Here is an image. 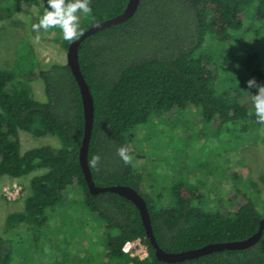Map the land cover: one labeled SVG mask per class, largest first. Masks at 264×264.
Listing matches in <instances>:
<instances>
[{
	"label": "trees",
	"instance_id": "16d2710c",
	"mask_svg": "<svg viewBox=\"0 0 264 264\" xmlns=\"http://www.w3.org/2000/svg\"><path fill=\"white\" fill-rule=\"evenodd\" d=\"M127 3L89 0L91 11L79 14L77 37L122 12ZM47 8V0H0V20H12L17 13L29 15L34 35L58 41L67 50L71 41L63 39L58 27L47 31L32 27ZM263 19L264 0H140L128 20L91 34L79 46L81 70L95 105L88 152L93 179L99 185L137 189L147 201L155 237L167 251L244 239L264 218L258 207L263 205V187L252 176L242 180L232 159L227 195L206 189L207 184L217 185L214 172L209 175L212 180L200 184L182 177L163 184L153 178L152 193L140 170L143 152L135 144L139 125L188 109L229 137L243 134L239 146L255 141L264 123L254 115L251 96L257 89H249L247 81L264 84ZM251 34L254 39L238 45ZM17 53L13 67H0V179L31 178L23 208L5 217L6 233L53 231L48 210L62 211L78 186L83 205L96 215L105 234L101 260L93 262L85 255L86 264H264V230L247 248L177 262L158 259L135 204L115 192L89 190L79 158L84 108L70 65L43 64L29 40L21 41ZM37 78L44 83V99L36 98L32 82ZM21 131L55 135L60 146H34L23 152ZM120 147L127 149V163L117 154ZM60 223L53 222L56 230ZM72 227L77 230L78 223ZM7 236L0 234V264H10L12 242ZM137 239L146 246L145 257L124 251L126 242Z\"/></svg>",
	"mask_w": 264,
	"mask_h": 264
},
{
	"label": "rangeland",
	"instance_id": "374dc122",
	"mask_svg": "<svg viewBox=\"0 0 264 264\" xmlns=\"http://www.w3.org/2000/svg\"><path fill=\"white\" fill-rule=\"evenodd\" d=\"M30 22V16L22 13H17L12 20H0V67H13L22 40L32 43L45 65L67 61V50L62 44L37 38L30 30ZM262 37L261 44L264 45V34ZM251 39L254 35L245 36L238 45L243 47V42ZM32 85L36 89V98L44 99L43 81L37 78ZM177 112L158 115L153 122L150 120L136 128L138 137L135 144L144 155L140 170L145 172L146 187L154 193L153 178L163 184L178 177L200 184L210 179V172H214L212 178H216L217 185L210 188L207 184L206 189L227 195L230 188L227 168L232 159V166L240 171L242 180L246 182L252 176L259 181L264 200V127L258 130L255 141L239 146L244 141L243 134L229 137L225 130H215L213 125L203 124L200 116L191 109ZM20 135L23 152L34 146H60V139L55 135L33 136L24 131ZM241 161L244 165L240 164ZM30 178L0 179V234L11 238L10 264H86L83 260L85 255L93 262L100 261L105 251V234L96 215L83 205L78 186L71 190L68 203L62 211L58 210V215L48 210L49 222L55 227L53 231H14L11 235L5 232V217L11 211L23 208L24 197L30 192ZM262 203H258V207L264 212V201ZM58 221H61L60 230L53 226V222ZM72 223H78L77 230ZM141 248L140 253L145 257L146 246L141 244Z\"/></svg>",
	"mask_w": 264,
	"mask_h": 264
},
{
	"label": "water",
	"instance_id": "95a60500",
	"mask_svg": "<svg viewBox=\"0 0 264 264\" xmlns=\"http://www.w3.org/2000/svg\"><path fill=\"white\" fill-rule=\"evenodd\" d=\"M139 1L140 0H128L127 5L122 12L112 17H109L105 20H102L87 28L79 37L71 41L67 49V54H66L67 63L70 65L72 72L80 87L83 108H84L85 126H84V136L80 148L79 158L84 176L88 183L89 190L94 194L111 191L118 193L131 200L140 212V216L144 228L146 230V233L155 248L156 256L160 260L166 262H177L189 258L199 257L201 255L213 251H218L223 249L247 248L257 243L259 239L262 237L264 230V218L261 219L258 230L254 234L244 239L211 242L200 247L186 249L182 251H167L159 245L155 237L147 201L137 189H135L132 186L124 185V184L99 185L96 184L93 179L92 171L88 161V152H89L90 140L92 136V130L94 126L95 105H94L93 94L81 70V66L79 62V46L81 42L91 34L96 33L97 31L109 27L113 24L128 20L131 16L134 15L135 11L137 10Z\"/></svg>",
	"mask_w": 264,
	"mask_h": 264
},
{
	"label": "clouds",
	"instance_id": "9594fccd",
	"mask_svg": "<svg viewBox=\"0 0 264 264\" xmlns=\"http://www.w3.org/2000/svg\"><path fill=\"white\" fill-rule=\"evenodd\" d=\"M47 4V10L40 18L39 23L32 26L33 29L47 31L50 28L58 27L64 40H75L79 35V14H87L91 11L89 0H47ZM247 86L249 89H257L255 94L250 91L254 115L257 122L264 123V84L258 83L255 79H250L247 81ZM117 154L125 163L128 162L129 156L125 147H120Z\"/></svg>",
	"mask_w": 264,
	"mask_h": 264
},
{
	"label": "built area",
	"instance_id": "2783aa9c",
	"mask_svg": "<svg viewBox=\"0 0 264 264\" xmlns=\"http://www.w3.org/2000/svg\"><path fill=\"white\" fill-rule=\"evenodd\" d=\"M141 244L142 242L138 239L133 241H128L124 245V251L132 256L144 257L140 253L142 251Z\"/></svg>",
	"mask_w": 264,
	"mask_h": 264
}]
</instances>
